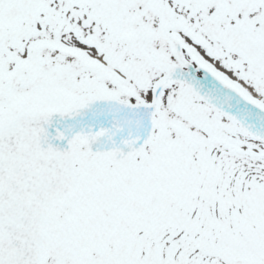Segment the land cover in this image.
<instances>
[{
	"label": "snow or ice",
	"instance_id": "obj_1",
	"mask_svg": "<svg viewBox=\"0 0 264 264\" xmlns=\"http://www.w3.org/2000/svg\"><path fill=\"white\" fill-rule=\"evenodd\" d=\"M0 264H264V0H0Z\"/></svg>",
	"mask_w": 264,
	"mask_h": 264
}]
</instances>
